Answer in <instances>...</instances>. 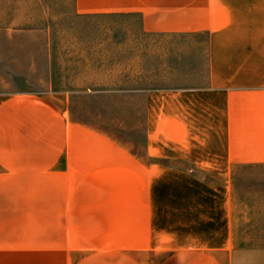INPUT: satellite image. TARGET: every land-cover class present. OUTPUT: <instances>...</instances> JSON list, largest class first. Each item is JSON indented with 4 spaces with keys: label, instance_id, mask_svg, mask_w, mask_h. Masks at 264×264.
<instances>
[{
    "label": "crops",
    "instance_id": "crops-1",
    "mask_svg": "<svg viewBox=\"0 0 264 264\" xmlns=\"http://www.w3.org/2000/svg\"><path fill=\"white\" fill-rule=\"evenodd\" d=\"M75 10L206 34V78L117 89L144 92L142 153L74 119L68 92L0 91V264H234L233 170L264 165V0Z\"/></svg>",
    "mask_w": 264,
    "mask_h": 264
},
{
    "label": "rangeland",
    "instance_id": "rangeland-1",
    "mask_svg": "<svg viewBox=\"0 0 264 264\" xmlns=\"http://www.w3.org/2000/svg\"><path fill=\"white\" fill-rule=\"evenodd\" d=\"M208 36L146 32L139 16L82 15L75 0H0V91L68 92L74 119L143 152L144 92L205 81ZM234 264H264V165L232 175Z\"/></svg>",
    "mask_w": 264,
    "mask_h": 264
}]
</instances>
